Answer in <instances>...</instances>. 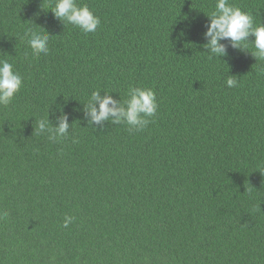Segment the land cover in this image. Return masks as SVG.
<instances>
[{
	"label": "trees",
	"instance_id": "16d2710c",
	"mask_svg": "<svg viewBox=\"0 0 264 264\" xmlns=\"http://www.w3.org/2000/svg\"><path fill=\"white\" fill-rule=\"evenodd\" d=\"M76 2L99 17L94 32L56 18L55 0H0V60L23 80L0 105V264H264L253 44L221 40L227 55L209 59L216 0ZM228 2L264 23V0ZM27 29L49 35L47 54H32ZM131 87L156 94L143 130L90 123L93 91L123 101ZM63 115L64 137L38 131Z\"/></svg>",
	"mask_w": 264,
	"mask_h": 264
},
{
	"label": "clouds",
	"instance_id": "9594fccd",
	"mask_svg": "<svg viewBox=\"0 0 264 264\" xmlns=\"http://www.w3.org/2000/svg\"><path fill=\"white\" fill-rule=\"evenodd\" d=\"M54 16L62 22H67L79 28L84 33L94 32L100 24V19L84 5H78L76 0H55L54 7L50 8ZM207 31L204 35L209 38L204 45L208 49L209 59L227 55L226 46L221 40H229L231 46L246 51L247 43H252L254 51L250 52L256 60H264V23L255 24L254 17L228 0H216L215 10L207 15ZM28 36L27 43L34 56L49 51V35L46 32L25 30ZM254 40L249 41V37ZM23 84L22 77L14 70L13 65L7 60H0V105L8 106ZM235 76L228 75L227 87L237 86ZM99 108H96V104ZM90 123H100L113 118L114 124H126L131 129L143 130L149 123V117H153L158 109L156 94L151 88L131 87L127 92V99L116 101L106 93L100 96V91L91 93L87 102ZM111 105V107H109ZM69 122L66 115L59 119V124L53 128L47 117L37 121V129L40 133H51L49 139L56 141L68 133ZM7 215L6 212L0 213ZM75 219L73 216H65L63 227L67 228Z\"/></svg>",
	"mask_w": 264,
	"mask_h": 264
}]
</instances>
